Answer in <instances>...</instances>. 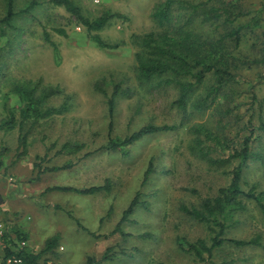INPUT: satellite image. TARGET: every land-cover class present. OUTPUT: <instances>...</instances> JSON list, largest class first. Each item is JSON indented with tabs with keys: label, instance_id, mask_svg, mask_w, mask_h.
Wrapping results in <instances>:
<instances>
[{
	"label": "rangeland",
	"instance_id": "rangeland-1",
	"mask_svg": "<svg viewBox=\"0 0 264 264\" xmlns=\"http://www.w3.org/2000/svg\"><path fill=\"white\" fill-rule=\"evenodd\" d=\"M163 1L74 0L90 18L106 11L124 16L114 17L95 32L104 41L118 44L117 48L98 46L77 17L51 0H16L20 14L6 36H0V121L11 110L18 121L15 129H0V147L9 149L0 157V222L6 230L14 223L32 232L33 243L45 245L57 236L55 264H87L89 256L94 264H196L195 254L182 249L178 238L202 239L210 245L214 233L211 224L190 217L182 205L199 206L204 198L215 197L230 182L232 165L211 166L196 156L190 149L196 138L191 127L207 125L233 138L237 146L264 119V0H239L248 13L230 25L204 26L200 19L195 21V32L205 36L218 37L242 27L238 44L230 42L229 55L236 57L235 79L224 90L231 94L202 111L192 103L206 95L215 77L209 76L198 87L186 110L177 104L178 83L139 77V41L148 32L162 31L154 13ZM5 11L6 0H0V18ZM253 16L262 19L259 25L249 24ZM184 19L176 11L175 25ZM30 80L40 81L41 89L56 91L46 99V106L64 101L70 106L62 114L24 122L27 154L17 159L24 101L14 85ZM117 84L121 91L112 117L114 137H125L149 124L178 127L141 137L125 154L99 149L109 140L108 98ZM254 148L264 153V137L255 141ZM229 152L222 148L212 154L226 157ZM151 159L154 169L143 184ZM65 164L71 166L46 170ZM244 178L246 190L256 185L264 191V163L251 161ZM107 180L109 191L92 194L48 189L88 188ZM137 192L139 205L121 224L122 231H117L124 209ZM245 205L228 215L222 237L252 243L225 240L211 256L204 252L198 264H264V215L255 200H245ZM109 246L114 256L104 260Z\"/></svg>",
	"mask_w": 264,
	"mask_h": 264
},
{
	"label": "trees",
	"instance_id": "trees-1",
	"mask_svg": "<svg viewBox=\"0 0 264 264\" xmlns=\"http://www.w3.org/2000/svg\"><path fill=\"white\" fill-rule=\"evenodd\" d=\"M57 5H64L66 9L77 17L78 21L86 27L88 34L93 42L102 48H117L118 44L108 43L104 41L96 31L105 27L114 17H124L118 13L106 11L100 16L90 18L86 16L82 8L74 2V0H51ZM239 0H164L154 13L162 31H152L143 35L139 41L140 49L136 54L137 67L139 77L142 80L150 81L155 78H162L167 83H178L181 87L180 97L177 104L183 110L191 102L198 87L204 83L209 77L213 76L216 79L215 84H211L205 96L196 98L192 105L198 110H206L212 106L215 101L223 96L229 97L231 92L225 91L224 87L235 79L233 69L236 68L235 55H229L231 50L230 42L233 40L236 45L240 41L239 33L241 26L230 28L218 37L210 36L195 32L193 25L197 19H200L204 26L216 24L230 25L238 20L246 11L240 4ZM25 10V12H27ZM176 11L183 14L184 21L175 25L174 19ZM20 14L16 10V0H6L5 15L0 18V36L5 37L7 29L13 28V23ZM262 19L255 16L249 19V24H260ZM177 22V21H176ZM248 24V23H247ZM61 34L64 30L58 29ZM45 37L50 41L48 32L45 31ZM51 42V41H50ZM235 61V62H234ZM40 81H26L16 83L14 91L20 95L24 101V106L20 110L19 128L20 134L18 137L17 159L27 154V133L23 132V125L29 119H41L52 115H59L69 109V104L64 101L59 106H46L45 101L50 96L56 93L55 90H46L40 88ZM120 88L115 85L112 94L108 98L110 136L108 142L99 149H108L111 151H123L127 153L129 146L134 144L141 137L159 132L175 129L178 125H145L137 131H134L125 137H114L112 135L115 99L120 93ZM8 117H4L0 121V129L11 130L17 126V118L14 110L8 113ZM191 131L196 138L194 144L191 145V151L200 159L207 161L211 166L232 165L230 169V182L227 186L221 187L215 197H206L202 200L199 206L182 205V210L190 217L207 222L212 225L214 236L210 245H206L204 240L198 242H186L182 238H178L179 246L189 252H193L196 256V264L202 261L205 257L204 252L212 255L216 246H220L225 240H229L237 245H247L252 243L250 240L243 239H225L222 236L225 234L228 227V215L235 209L242 210L245 208V200H255L258 207L264 215V191H258L256 185H252L246 190V181L244 171L251 161H261L264 163V153L254 148V143L257 139L264 137V119H261L259 125L251 127L249 134L245 135L236 146L233 138L226 135L221 136L220 133L214 131L207 125L198 124L191 127ZM255 132H259L256 133ZM261 132V133H260ZM235 144H234V143ZM230 149L226 157H216L212 153L220 149ZM7 147H0V157L7 154ZM37 160L40 157H36ZM153 160L149 161V165L145 171L143 184L153 172ZM35 168L38 163H34ZM70 164H65L61 167L46 168L49 171H56L70 167ZM44 170V169H42ZM42 172L39 170V173ZM49 190L58 189L64 191H77L86 194H92L101 190L109 191L110 184L107 180L103 185L91 186L88 188H75L72 186H53ZM140 193L137 192L126 209L116 226L117 231L121 230V224L135 211L139 205ZM226 214V215H223ZM78 221V220H77ZM78 224L80 222L78 221ZM4 243L3 264H6V259L11 256H22L28 264H55L53 257L56 255L57 236L47 239L44 247L35 252L27 244L20 246V241H29V232L25 231L19 225H13L10 231L5 228L2 234ZM184 240L185 242H182ZM112 247H107L103 259H111L114 255L110 252ZM87 264H94V258L89 256ZM200 264V263H199Z\"/></svg>",
	"mask_w": 264,
	"mask_h": 264
},
{
	"label": "crops",
	"instance_id": "crops-1",
	"mask_svg": "<svg viewBox=\"0 0 264 264\" xmlns=\"http://www.w3.org/2000/svg\"><path fill=\"white\" fill-rule=\"evenodd\" d=\"M0 225L4 226L5 223L0 222ZM13 225H14V223H13ZM10 230H11V227H7V231H10ZM4 231H5V229H3V233H4ZM31 238H32V232L29 233L28 244H29V246L32 249H34V250L37 249L36 252H39L44 247V244H40L39 242L33 243ZM3 256H4V243H3V240H2V233H1V227H0V264H3Z\"/></svg>",
	"mask_w": 264,
	"mask_h": 264
},
{
	"label": "built area",
	"instance_id": "built-area-1",
	"mask_svg": "<svg viewBox=\"0 0 264 264\" xmlns=\"http://www.w3.org/2000/svg\"><path fill=\"white\" fill-rule=\"evenodd\" d=\"M1 233L3 234V225H0ZM27 240L20 241V246H26ZM6 264H28L22 256H11L6 259Z\"/></svg>",
	"mask_w": 264,
	"mask_h": 264
},
{
	"label": "water",
	"instance_id": "water-1",
	"mask_svg": "<svg viewBox=\"0 0 264 264\" xmlns=\"http://www.w3.org/2000/svg\"><path fill=\"white\" fill-rule=\"evenodd\" d=\"M2 202V198H0V203Z\"/></svg>",
	"mask_w": 264,
	"mask_h": 264
}]
</instances>
